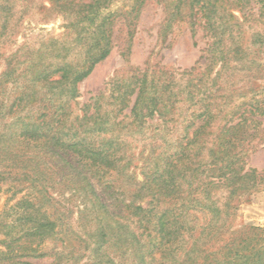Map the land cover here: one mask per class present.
I'll return each instance as SVG.
<instances>
[{"label": "trees", "instance_id": "1", "mask_svg": "<svg viewBox=\"0 0 264 264\" xmlns=\"http://www.w3.org/2000/svg\"><path fill=\"white\" fill-rule=\"evenodd\" d=\"M109 1L51 0L65 32L24 34L7 55L35 0H0V190L23 194L19 232L0 216V261L264 264V229L235 225L264 189L246 168L264 136V0H189L201 64L131 68L78 112V85L114 48Z\"/></svg>", "mask_w": 264, "mask_h": 264}, {"label": "rangeland", "instance_id": "2", "mask_svg": "<svg viewBox=\"0 0 264 264\" xmlns=\"http://www.w3.org/2000/svg\"><path fill=\"white\" fill-rule=\"evenodd\" d=\"M51 8V0H35L21 34L2 53H13L24 43V34L43 33L50 37L62 35L67 21L62 16H56ZM105 8L116 12L117 16L114 24V48L110 56L78 85L80 97L75 106L78 112L92 98L104 92L114 78L127 75L131 68L153 71L165 67L171 71H184L201 64L199 60L208 42L202 28L205 19L197 13L198 8L190 9L189 0H110ZM234 14L241 18L239 12L235 11ZM192 24L196 31L195 37L192 34ZM130 32L133 33L132 36H129ZM258 58L264 63V47L258 53ZM3 70L4 63L0 62V74ZM259 85L264 92V82ZM262 123L264 130V119ZM252 145L250 151H246V168L264 173V136ZM7 190L8 186L0 190V216L8 218L11 223L10 229L4 231L15 233L21 230L19 215L22 212L12 207L23 194L13 196L14 192H6ZM235 225L264 229V189L242 199ZM3 239L0 236V240ZM52 250V246L45 247V251ZM1 251H4V247L0 244ZM41 251L43 252V246ZM13 262L55 264L51 257H18ZM4 263L0 261V264Z\"/></svg>", "mask_w": 264, "mask_h": 264}]
</instances>
